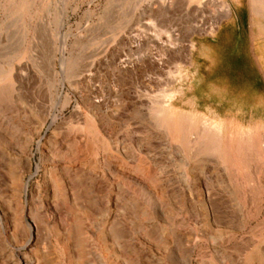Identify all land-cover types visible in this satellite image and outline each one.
Returning <instances> with one entry per match:
<instances>
[{
  "label": "rangeland",
  "instance_id": "374dc122",
  "mask_svg": "<svg viewBox=\"0 0 264 264\" xmlns=\"http://www.w3.org/2000/svg\"><path fill=\"white\" fill-rule=\"evenodd\" d=\"M169 1L0 0V264H264V190L197 148L206 126L264 134V111L195 95L204 39L221 26L217 52H246L248 7L264 17L226 0L193 29ZM167 107L198 123L190 142L159 124Z\"/></svg>",
  "mask_w": 264,
  "mask_h": 264
},
{
  "label": "bare ground",
  "instance_id": "6f19581e",
  "mask_svg": "<svg viewBox=\"0 0 264 264\" xmlns=\"http://www.w3.org/2000/svg\"><path fill=\"white\" fill-rule=\"evenodd\" d=\"M163 2L167 4L171 3L169 0H163ZM248 2L249 6L254 7L255 12L264 17V0H248ZM187 6L188 12H190L189 8L193 7L195 10L194 12L199 13V16L201 17V19L196 20L192 27L193 29H203L205 24L204 12L207 9L212 10V7H216L217 12L222 14V16H229L232 13L231 3L226 0H188ZM213 18L217 19V14H213ZM215 27V25L211 26V28ZM170 38L171 33L168 34L167 41H170ZM190 44L191 43L189 41L187 45H184L183 49L189 52ZM167 46L172 48L171 42H168ZM149 60L151 65L157 67H160V65L164 62L163 58H155V56H150ZM126 65L127 64H125V66ZM167 108L168 109L159 113L156 111L158 113L157 120L159 124L163 126V128H165L174 138H183L184 140L186 139L185 141L190 142L191 139L188 140V138L197 129L196 126L198 123L196 124L194 121H189L185 123V125H182L180 123V119H178L170 111V107ZM57 119L58 115L55 113L53 115V122ZM222 129L219 126H206L202 129V132L199 133L200 137L197 139L199 142V146L197 145V148L216 152L229 169V172L233 173V175L235 174V176L239 178L238 180L242 186L253 183L254 193L257 195L262 194L264 190V185L261 181V176H264V134H257L258 132H241L237 135H225ZM88 148L90 149L89 145ZM254 161L259 162L261 167L257 171H254V168L252 169V163ZM240 183L239 186L241 188ZM32 227L34 228L33 224ZM30 241L31 239H29V242ZM247 259L252 262H262L263 255L258 251H253L247 256Z\"/></svg>",
  "mask_w": 264,
  "mask_h": 264
},
{
  "label": "crops",
  "instance_id": "0c3cea01",
  "mask_svg": "<svg viewBox=\"0 0 264 264\" xmlns=\"http://www.w3.org/2000/svg\"><path fill=\"white\" fill-rule=\"evenodd\" d=\"M249 10V25H250V46L248 47V55L256 67L259 79L264 85V22H252L251 11ZM222 25V24H221ZM219 26V25H218ZM218 28V27H217ZM216 28V29H217ZM221 26L216 32L214 37H207L204 41H209L215 53L211 57L200 56L199 59V75L200 80L195 90V95L200 101L206 97L208 104H212L215 108L222 110H228L231 108H240L248 115H257L264 111V87L262 91H256L250 96H246L243 93L235 96H230L228 90L224 84L216 81H212L208 78V75L202 73L206 70L210 73L219 62L223 60V52H217L219 49V43L217 41V35L220 31ZM216 31V30H215ZM232 41H228L231 44ZM198 91L200 93H198Z\"/></svg>",
  "mask_w": 264,
  "mask_h": 264
},
{
  "label": "trees",
  "instance_id": "16d2710c",
  "mask_svg": "<svg viewBox=\"0 0 264 264\" xmlns=\"http://www.w3.org/2000/svg\"><path fill=\"white\" fill-rule=\"evenodd\" d=\"M240 41H232L224 51L223 60L210 72L203 70L212 81L224 84L230 96L244 94L250 96L256 91L263 90V83L248 51H240ZM198 93H200L198 91Z\"/></svg>",
  "mask_w": 264,
  "mask_h": 264
},
{
  "label": "water",
  "instance_id": "95a60500",
  "mask_svg": "<svg viewBox=\"0 0 264 264\" xmlns=\"http://www.w3.org/2000/svg\"><path fill=\"white\" fill-rule=\"evenodd\" d=\"M52 124V122L50 123V125ZM28 184H29V182H27V184H26V191H27V186H28Z\"/></svg>",
  "mask_w": 264,
  "mask_h": 264
}]
</instances>
